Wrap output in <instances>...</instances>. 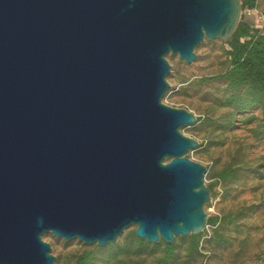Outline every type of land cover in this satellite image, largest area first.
Returning <instances> with one entry per match:
<instances>
[{
	"label": "water",
	"instance_id": "obj_1",
	"mask_svg": "<svg viewBox=\"0 0 264 264\" xmlns=\"http://www.w3.org/2000/svg\"><path fill=\"white\" fill-rule=\"evenodd\" d=\"M242 0H0V264H55L45 233L173 243L207 226V167L162 102L169 53L227 41Z\"/></svg>",
	"mask_w": 264,
	"mask_h": 264
},
{
	"label": "rangeland",
	"instance_id": "obj_2",
	"mask_svg": "<svg viewBox=\"0 0 264 264\" xmlns=\"http://www.w3.org/2000/svg\"><path fill=\"white\" fill-rule=\"evenodd\" d=\"M259 8L264 13V0H259ZM241 19L252 26H259L261 23L258 13L248 9L242 10ZM227 48L225 41L205 38L196 47L197 58L191 63H187L179 55L169 53L166 57L171 68L167 78L172 83L162 102L173 107L187 108L197 116L206 117L182 127L181 131L203 143V146L191 149L186 155L207 167V184L213 181L210 173L227 165L260 167V174L249 173L239 182L219 184L216 187V194L205 205L209 215H235L246 207L247 214L227 227L229 245L213 247L210 251L202 250L204 254L195 264H264V138L257 137L253 131L258 120L249 121L252 115L260 117L261 110L253 109L238 115L236 126L232 130L217 129L206 120L218 118L227 111L217 103L225 84L220 80H210L205 84L198 82L202 76L217 74L227 68ZM131 229H135V226L125 233ZM205 229L209 235L212 233V227L207 225ZM207 237L204 236V239ZM182 238L186 240L188 236H177L175 241L181 246V255H184L187 242ZM43 239L51 243V252L59 259L55 264H65L84 247L94 245L79 239L66 241L52 233H45ZM160 255L161 251H158L103 264H163ZM184 260L185 257L182 256L181 261L176 264H184Z\"/></svg>",
	"mask_w": 264,
	"mask_h": 264
},
{
	"label": "trees",
	"instance_id": "obj_3",
	"mask_svg": "<svg viewBox=\"0 0 264 264\" xmlns=\"http://www.w3.org/2000/svg\"><path fill=\"white\" fill-rule=\"evenodd\" d=\"M259 8V0H242V10ZM263 13V12H262ZM264 14V13H263ZM228 45L226 55L229 61L227 68L217 74L202 76L198 79L200 84L210 80H220L225 84L223 94L218 97L217 103L227 111L218 118H207V122L223 131L232 130L236 126L238 115L249 110L260 109L261 116L252 115L249 121L258 120L253 131L257 137L264 138V20L261 26H252L241 19L236 31L225 41ZM203 115L197 116L196 122L204 120ZM203 146V143H199ZM259 166L227 165L210 173L212 182L208 183L211 195L216 194L219 184L239 182L249 173L260 174ZM248 208H243L235 215L215 214L209 215L207 225L212 227L209 235L207 229L198 234H190L186 240L185 253L181 255V246L174 241L166 243L160 240L150 243L139 238L135 229L128 230L117 242L106 246L96 244L86 246L75 253L65 264H103L133 255L156 253L161 251L160 260L163 264H176L185 257L184 264H195L204 253L213 247H224L230 244L227 227L235 224L247 214ZM204 236H208L204 239ZM56 262H59L57 257Z\"/></svg>",
	"mask_w": 264,
	"mask_h": 264
},
{
	"label": "built area",
	"instance_id": "obj_4",
	"mask_svg": "<svg viewBox=\"0 0 264 264\" xmlns=\"http://www.w3.org/2000/svg\"><path fill=\"white\" fill-rule=\"evenodd\" d=\"M248 10H250V9H248ZM250 11L251 12H257L258 13L259 18H260V22H261L259 26H261L262 23H263V20H264V14L261 12L260 9H253V10H250Z\"/></svg>",
	"mask_w": 264,
	"mask_h": 264
}]
</instances>
